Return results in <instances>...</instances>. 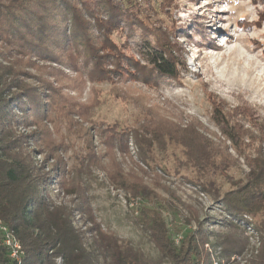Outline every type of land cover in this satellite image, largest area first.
I'll return each mask as SVG.
<instances>
[{"label":"rangeland","instance_id":"obj_1","mask_svg":"<svg viewBox=\"0 0 264 264\" xmlns=\"http://www.w3.org/2000/svg\"><path fill=\"white\" fill-rule=\"evenodd\" d=\"M113 4L120 18L102 30L105 34H97L105 42L104 54L99 52L103 58L87 57L82 38L71 44L74 50L63 52L61 63L40 62L32 70L57 87L55 100L61 108L55 115L63 119L51 128L54 138L68 146L62 154L71 165L79 162L86 148L83 127L105 133L95 130L94 137L103 167L88 166L86 171L83 166L82 178L73 179V172L76 192L61 194V201L78 205L83 182L90 202L83 218L91 213L120 238L153 256L157 251L133 217L145 201L134 199L111 175L118 168L143 176L151 186L156 179L169 190L157 189L163 200L154 207L176 240L195 229L197 219L206 223L211 216L228 218L240 227L215 230L234 241L241 253L222 257L223 248L214 247V237L205 249L213 264H246L260 247L263 232L255 226L264 224V206L253 205L258 211L245 214L249 222L244 223L225 212L222 200L249 182L255 157L262 154L264 159V0H113ZM158 44L169 46L180 63L176 77L159 74L143 55L144 46ZM106 62L115 64L106 68ZM167 119L181 127L195 124L227 147L230 163L217 156L216 167L198 170L188 164L185 147L168 136L162 138L159 127ZM114 137H122L126 145L112 144ZM37 160L43 156L37 155ZM201 183L211 191L203 190Z\"/></svg>","mask_w":264,"mask_h":264},{"label":"trees","instance_id":"obj_2","mask_svg":"<svg viewBox=\"0 0 264 264\" xmlns=\"http://www.w3.org/2000/svg\"><path fill=\"white\" fill-rule=\"evenodd\" d=\"M114 8L113 0H0V219L21 242V264H213L205 249L211 237L216 240L214 247L223 248L221 256L230 259L241 249L215 228L240 225L224 217L211 216L206 223L197 219V227L176 240L162 212L154 207L163 200L157 189L169 190L158 180L155 183L156 179L151 186L143 176L124 174L118 168L111 175L134 199L145 201L133 217L157 251L153 256L120 238L91 213L83 218L90 204L83 182L79 185L78 205L70 206L60 199L61 194L76 192L73 172V179L82 178L83 166H87L86 171L90 170L88 166L103 167L94 137L95 130L102 136L105 133L83 127L86 153L82 152L79 162L71 165L62 154L68 146L54 138L52 131L63 119L55 115L61 108L55 100L57 87L32 70L40 62L61 63L63 52L74 50L71 44L79 39L82 42V38L87 57L103 58L99 52L104 54L105 42L97 34H105L102 30L120 18L121 13ZM142 52L159 74L177 76L180 63L169 46L146 45ZM113 64L106 62L103 66ZM165 122L159 127L163 128L162 138L168 136L181 143L188 164L198 170L216 167L217 156L230 163L227 147L201 133L195 124L181 127L168 119ZM115 138L112 144L126 145L122 137ZM39 154L43 156L40 162ZM261 155L253 160L249 182L222 200L225 212L244 223L249 222L245 214L258 211L253 205L264 206ZM200 186L211 191L205 183ZM255 228L263 232L261 243L246 264H264V224L258 223ZM0 264H17L2 243L1 233Z\"/></svg>","mask_w":264,"mask_h":264},{"label":"built area","instance_id":"obj_3","mask_svg":"<svg viewBox=\"0 0 264 264\" xmlns=\"http://www.w3.org/2000/svg\"><path fill=\"white\" fill-rule=\"evenodd\" d=\"M0 233L2 234V243L8 248L10 257L17 262L22 263L24 254L21 242L14 232L0 219Z\"/></svg>","mask_w":264,"mask_h":264}]
</instances>
